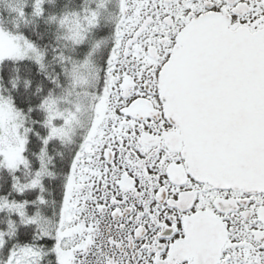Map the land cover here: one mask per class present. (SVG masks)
<instances>
[{"label":"snow or ice","instance_id":"obj_1","mask_svg":"<svg viewBox=\"0 0 264 264\" xmlns=\"http://www.w3.org/2000/svg\"><path fill=\"white\" fill-rule=\"evenodd\" d=\"M0 264H264V0H0Z\"/></svg>","mask_w":264,"mask_h":264}]
</instances>
